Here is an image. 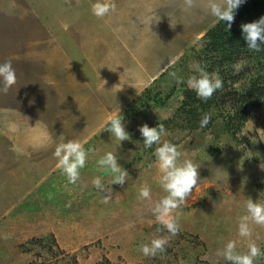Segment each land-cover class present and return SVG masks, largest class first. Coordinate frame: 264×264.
I'll return each mask as SVG.
<instances>
[{
    "label": "rangeland",
    "instance_id": "374dc122",
    "mask_svg": "<svg viewBox=\"0 0 264 264\" xmlns=\"http://www.w3.org/2000/svg\"><path fill=\"white\" fill-rule=\"evenodd\" d=\"M111 2L115 10L97 18L95 0H0V63L11 60L16 73V83L0 93V264H228L216 250L235 240L246 251L248 240L237 234L245 202L264 203V103L233 136L220 127L213 96L201 100L211 102L205 129H187L181 114L165 126L216 18L207 0H194L192 8L184 0ZM147 88L162 105L137 101ZM117 115L130 135L119 145L101 130ZM143 124L165 126L162 141L200 165V180L179 210L180 231L155 257L140 246L169 234L151 211L165 193L156 145L142 146ZM69 139L89 151L76 184L53 155ZM110 151L128 173L123 186L110 185L111 175L97 164ZM95 177L112 189L108 203L92 185ZM144 185L150 201L138 199ZM257 236L264 251V228L254 226Z\"/></svg>",
    "mask_w": 264,
    "mask_h": 264
},
{
    "label": "clouds",
    "instance_id": "9594fccd",
    "mask_svg": "<svg viewBox=\"0 0 264 264\" xmlns=\"http://www.w3.org/2000/svg\"><path fill=\"white\" fill-rule=\"evenodd\" d=\"M244 2L245 0H207L205 8L217 22L223 21L229 30L235 20L237 9ZM184 3L187 8L194 6V0H184ZM115 7V3L111 0H95L91 11L97 18H103L114 11ZM240 28L247 48L255 52L261 51V45H264V16L252 22L242 23ZM245 67L247 64L243 61L236 63L233 66L234 74H239ZM191 69L195 74L187 79V87L193 90L202 101H208L217 90L223 89L224 82L218 74L210 75L198 62H194ZM171 74L176 75L175 72ZM177 79L178 82H184L182 78ZM15 83L16 73L11 60L0 63V84H2L0 93L7 94ZM210 120L211 116L204 114L200 119L199 127L205 128ZM101 130H106L113 135L118 145L130 139L121 115L112 117ZM139 132L143 137L142 146L145 149L156 145L153 154L156 160L155 167L159 173L158 184L165 193L153 203L151 211L169 236L153 238L139 248L145 257H155L166 251L171 237L178 235L180 231L179 210L187 204L188 198L192 196L200 180L198 171L200 165L190 159L181 160L182 152L177 145L162 141V135L165 132L162 125L149 127L143 124L139 126ZM53 155L57 160L58 170L66 176L70 184H76L80 180L81 169L87 163L89 151L79 141L69 139L58 143ZM97 164L111 175L110 185L123 186L127 182L128 173L118 164L116 152H107L97 160ZM91 183L103 194V203H108L112 198V189L109 186L106 187L100 177L93 178ZM138 199L151 200L149 186L144 185L139 188ZM244 207L245 214L238 221L237 234L248 240L246 251H238L236 241L229 240L215 252L218 258H222L228 264H256L258 258H264V251L256 243L259 236L253 239L254 226L264 228V203H258L249 198ZM4 238L7 239V235Z\"/></svg>",
    "mask_w": 264,
    "mask_h": 264
},
{
    "label": "trees",
    "instance_id": "16d2710c",
    "mask_svg": "<svg viewBox=\"0 0 264 264\" xmlns=\"http://www.w3.org/2000/svg\"><path fill=\"white\" fill-rule=\"evenodd\" d=\"M261 16H264V0H245L237 9L231 28L227 30L223 21L216 20L205 30L203 41L196 50V62L204 66L210 75L218 74L224 82L223 89L213 94V111L216 110L223 119L220 126L222 130L231 136L240 130L252 110L264 103V45H261L262 50L259 52L249 50L240 28L242 23L252 22ZM240 61L245 62L247 67L239 74H234L233 66ZM235 83H239L240 89H228L229 85ZM181 96L175 113L163 124L166 126L168 121L174 124L177 117L183 115L187 129H201L197 117L209 111L211 102L207 107L204 106L196 93L188 88L181 90ZM138 100L141 103L149 101L157 106L162 105L159 94L149 96L148 88L139 95Z\"/></svg>",
    "mask_w": 264,
    "mask_h": 264
}]
</instances>
